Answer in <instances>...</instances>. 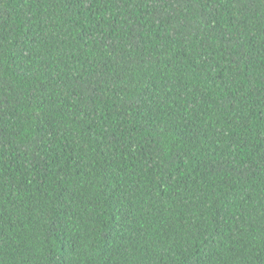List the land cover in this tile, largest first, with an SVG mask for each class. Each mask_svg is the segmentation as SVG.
Listing matches in <instances>:
<instances>
[{
  "label": "trees",
  "instance_id": "16d2710c",
  "mask_svg": "<svg viewBox=\"0 0 264 264\" xmlns=\"http://www.w3.org/2000/svg\"><path fill=\"white\" fill-rule=\"evenodd\" d=\"M0 264H264V0H0Z\"/></svg>",
  "mask_w": 264,
  "mask_h": 264
}]
</instances>
